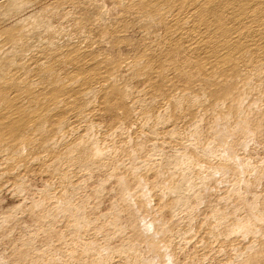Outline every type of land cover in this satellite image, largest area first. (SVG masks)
Here are the masks:
<instances>
[{
    "label": "bare ground",
    "instance_id": "6f19581e",
    "mask_svg": "<svg viewBox=\"0 0 264 264\" xmlns=\"http://www.w3.org/2000/svg\"><path fill=\"white\" fill-rule=\"evenodd\" d=\"M3 193L0 264H264V0H0Z\"/></svg>",
    "mask_w": 264,
    "mask_h": 264
},
{
    "label": "rangeland",
    "instance_id": "374dc122",
    "mask_svg": "<svg viewBox=\"0 0 264 264\" xmlns=\"http://www.w3.org/2000/svg\"><path fill=\"white\" fill-rule=\"evenodd\" d=\"M37 181H38V183H37L36 181H35V182L37 183L38 186H40L41 183H42V182H41L42 180L40 181V179H37ZM3 195H4V196H3L4 198H2V199H3L2 201H0V202H1L0 204H2L3 206L0 205V206H1L0 209H1L2 207L7 208V207H9V206H12V205L18 204L20 198L18 199L17 196H13L12 194L10 195L9 193H5V194L3 193ZM108 198L110 199V197L107 196L106 198H104V200H103V202H102L101 207H102L103 210H105V208L108 207V205H109V203H110V202H109L110 200H109ZM6 200H7V201H6ZM108 200H109V201H108ZM6 202H7V203H6ZM8 203H9V204H8ZM13 203H14V204H13ZM104 203H105L107 206H106ZM19 215H20V214H19ZM21 215H22V214H21ZM21 215H20V216H21ZM23 217H24V218H23ZM22 218H23V219H22V221H21V227H19L20 229L17 228V231H16V234H18V235H19L20 233L22 234V232H23V229H22V228L24 227V225H27V226H25V227H28V226H29V228H30V227H32V226H31V225H32L31 223H33V221H31L30 219L26 218V216H24V215L22 216ZM25 219H26V220H25ZM28 220H29V221H28ZM25 221H26V222H25ZM30 221H31V222H30ZM22 222H23V223H22ZM26 223H27V224H26ZM22 226H23V227H22ZM20 231H21V232H20ZM18 232H20V233H18ZM16 236H17V235H16ZM1 237H2V236H0V239H2L3 241L0 240V253H1V255H2L3 253H4L3 255H6V254H7L6 251H8V255H9V254H10L9 251H10L11 249H10L9 247H8V248H9L10 250H9L8 248H6L7 245H8V246L10 245V244L7 243V242H9V239L7 238V240H5L6 238L4 239V238H1ZM4 240H5V241H4ZM1 242H2V243H1ZM5 242H6L7 244H6ZM38 243H41V241L39 240ZM1 244H2L3 246H2ZM5 244H6V245H5ZM3 247H4V248H3ZM5 248H6V250H5ZM3 249H4V250H3ZM7 249H8V250H7ZM3 251H5V252H3ZM6 256H7V255H6ZM6 256H4V257L7 259V257H9V256H7V257H6Z\"/></svg>",
    "mask_w": 264,
    "mask_h": 264
}]
</instances>
